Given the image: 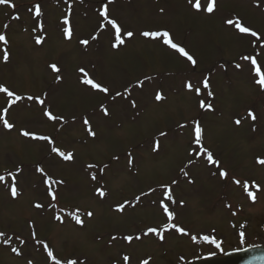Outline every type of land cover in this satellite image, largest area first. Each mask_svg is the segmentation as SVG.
Here are the masks:
<instances>
[{"label": "rangeland", "instance_id": "374dc122", "mask_svg": "<svg viewBox=\"0 0 264 264\" xmlns=\"http://www.w3.org/2000/svg\"><path fill=\"white\" fill-rule=\"evenodd\" d=\"M9 3L14 7L0 4V35L7 39L0 43V86L21 100L8 108L9 98L0 92V114L14 125L9 130L0 123V264H53L44 244L61 264H188L201 253L218 251L200 243L205 236L225 251L244 242H264V90L256 83L259 77L251 71L250 60L244 59L255 58L264 72V0H217L211 14L203 11L207 0H200V11L193 7L195 0ZM105 4L108 18L122 30L124 43L116 47L115 29L99 15ZM35 5L40 6L39 16ZM228 19L239 20L261 39L240 33ZM127 31L134 36L128 38ZM142 31L169 32L196 66L162 37H144ZM51 64L60 72L52 71ZM85 78L108 93L84 84ZM188 83L193 90L185 87ZM195 88L201 89L200 95ZM156 92L163 99L157 101ZM45 109L61 119L48 120ZM197 124L203 129L199 145ZM23 131L48 136L54 143L25 137ZM156 142L159 151L152 150ZM53 146L73 159L52 153ZM37 167L43 168V176ZM45 178L60 182L51 185L55 200L48 195ZM161 202L173 213L172 221ZM121 204L124 210L117 211ZM88 212L93 215L88 217ZM166 224L172 227L158 232L163 239L148 233ZM126 236L133 237L130 243ZM237 236L243 242L238 244Z\"/></svg>", "mask_w": 264, "mask_h": 264}, {"label": "snow or ice", "instance_id": "6c2138e0", "mask_svg": "<svg viewBox=\"0 0 264 264\" xmlns=\"http://www.w3.org/2000/svg\"><path fill=\"white\" fill-rule=\"evenodd\" d=\"M113 2H114V0H108V4H111ZM189 3H192V0H189ZM216 3H217V0H207L206 7L203 8V11H205V12H207L209 14L213 13L215 11V8H216ZM0 4H7L9 7H14L13 4L9 3V0H0ZM193 7L197 11H200L201 8H202L200 0H195V3L193 4ZM161 11H163V10H161ZM35 14H36V16L40 15V6L39 5H35ZM99 15L101 17L105 18L107 20V23L110 24L112 26V28H114L115 31H116V36H115L116 43L113 44V47H116L118 44H123L124 40L121 38V35H120L122 30H121V28L119 27V25L117 24V22L115 20H112V19L108 18V7H107V4L103 5L102 10L100 11ZM14 18L18 19L19 17H14ZM226 23L228 25H233L234 27H236L240 33L249 34L250 36L255 37L257 41H259L261 39V37L259 36V34L256 31H254V30H252V29H250L248 27L242 26V24L240 23L239 20L233 21L232 19H228V20H226ZM64 24L65 25L68 24V20L67 19L64 20ZM5 27H8V26L5 25ZM64 35H65L66 38H70L71 33H70L68 28H64ZM124 35H126L128 38H132L134 36V33L132 31H127L126 33H124ZM140 35H142L144 37H152V38H161L162 37L163 38L162 42L165 45H167L169 48H171V49L175 50L177 53H179L182 57H184L187 61H189L193 67L196 66L197 61L195 60V58L188 51H186V49L183 46L173 42L169 32H167V31H163V32L142 31L140 33ZM93 39H95V37H93ZM40 42H41L40 40L36 41L37 44H39ZM0 43H7V39H6L5 35H0ZM80 43L83 44V45H87L88 41L87 40H81ZM244 59L245 60H250L251 65H252L251 71L253 72L255 77H259V79L256 80V83L260 85L262 90H264V72L261 71V68L257 64L256 59L252 58V57H249V56H245ZM3 60H4V62H7V60H8V54L6 52L3 55ZM49 67L54 72H57V73L60 72V69L55 64H51V65H49ZM237 67L239 68L240 65H237ZM80 72L84 73V70L80 69ZM84 76L86 77L87 74L84 73ZM60 80H61V76L57 75L56 83H59ZM82 82L84 84L90 85L92 89L98 90V91L103 92L105 94H107L108 91H109L108 88L100 85L99 83L94 82L91 78H85V79L82 80ZM185 87L189 91L193 90V86H192L191 83L186 84ZM208 87H209V83L205 79L203 81V88L207 89ZM0 92L5 93L7 95V97L9 98L8 108H11L14 103H16L17 101L21 100V97L19 95H16L15 93H13L12 91L8 90L7 88H5L3 86H0ZM195 92H196L197 95H200L201 89L200 88H195ZM208 94L212 95V93H210V92ZM116 95H120V93H117ZM28 99L32 100L34 98L32 96H29ZM155 99L157 101L163 99L162 94L160 92H156L155 93ZM37 103H39L40 105L43 106L45 101L44 100H37ZM132 106L133 107L136 106L134 101H132ZM205 106L206 105L203 102H201L200 107L204 108ZM207 107L209 109H211L212 106L211 105H207ZM8 108L3 109L2 112L6 113L8 111ZM102 111H103V114L105 116L109 115V112L107 111L106 108L102 109ZM247 115L253 121L256 120V115L254 114L253 111L249 110ZM43 116L46 117L48 120H51V121H55L57 119H61V118H58V117L54 116L48 109H45L43 111ZM0 123L3 124L4 128L9 129V130H11L13 128V126H14L12 123H9L7 119H5L3 114H0ZM235 123L237 125H239L241 123V121L238 119V120L235 121ZM84 124L88 125L89 121L87 119H85L84 120ZM253 130H255V128H253ZM88 131H89V135L95 136V133L90 128L88 129ZM202 133H203V129L199 126V124H197V126L194 128L195 143L197 145H199L201 143ZM21 135H23L25 137H30L31 139H34V140L47 141L48 144H50V145L54 143V141L48 136H39V135H36V134H33V133H29L27 131L21 132ZM160 135L161 136H165L166 133L161 132ZM152 150L153 151H159V142H156L153 145ZM51 152L55 153L57 156L61 157L65 161H69V160L73 159V155L71 153H67L66 154V153L60 151L58 148H56L54 146L51 147ZM207 158H208L209 161H211L212 160V155L208 154ZM132 162L133 161H132L131 155L129 154V164H132ZM260 163L264 164V160H261ZM89 167H92V165H89ZM36 171L40 172L42 176L44 175L43 168L37 167ZM219 175H220L221 178H224L226 176V173L221 171L219 173ZM92 179L95 180V176H93ZM3 180H4V177L0 176V181H3ZM43 182H44L45 185L49 186L48 195L53 200H55L56 196H55V193L51 190V185L54 184V183H60V182L59 181H52L50 178H45ZM97 191L99 192V195L101 197H103L105 195V193L103 191H101L100 189H97ZM245 191L247 192L249 198H251L253 200L255 199L254 194L252 192L248 191L247 185H245ZM10 193H11V196L13 198H15L17 196V194H18L17 193V188H16V186H14V184H13V186L10 187ZM136 199L139 200L140 197L138 196V197H136ZM165 199H171V197L169 195H166ZM34 207L42 208L43 205L35 204ZM160 207L162 208L163 213L167 217L168 221H172L173 218H174L173 217V213L171 211H169V208L167 207V205L164 202H161L160 203ZM116 210L117 211H123L124 210V205L123 204L119 205ZM86 215L88 217H91L93 215V213L88 212V213H86ZM72 218L75 220L76 224H78V225H82L83 224V221L81 220L80 216L77 213H73L72 214ZM55 219L60 220L61 218L59 216H56ZM29 226L31 227V225H29ZM170 227H172L171 224H166L164 226V230L167 231V229L170 228ZM175 231L179 232V233H183V229H181L179 227H176ZM148 233H157V230L154 229V228H149L148 229ZM148 233H145V235H147ZM157 234L160 236V239H163L162 233H157ZM184 234H186V233H184ZM0 235H3V233H0ZM241 235H243V234H241ZM32 238L34 240L36 239V233L35 232L32 233ZM112 239H116V237H112ZM124 239L130 243L132 241L133 237L126 236V237H124ZM135 239H140V237L137 236V237H135ZM193 239H195V238H193ZM203 239L205 241H208L209 243L215 244V246L217 248L220 247V245L218 243H216L215 240H209V237H207V236L203 237ZM21 243H24V241H21ZM11 251L13 253H15L17 256H19L21 254L20 251L17 248H12ZM43 251L47 253V257L50 260H52L53 264H61V261L54 257L53 252L49 249V246L47 244L43 245ZM128 259L129 258L127 256L124 257V260L126 262L128 261ZM28 264H32V261L29 260ZM67 264H76V261L69 260L67 262ZM141 264H149V262L147 260H144V261L141 262Z\"/></svg>", "mask_w": 264, "mask_h": 264}, {"label": "water", "instance_id": "95a60500", "mask_svg": "<svg viewBox=\"0 0 264 264\" xmlns=\"http://www.w3.org/2000/svg\"><path fill=\"white\" fill-rule=\"evenodd\" d=\"M192 264H264V245H255L223 256H210Z\"/></svg>", "mask_w": 264, "mask_h": 264}, {"label": "trees", "instance_id": "16d2710c", "mask_svg": "<svg viewBox=\"0 0 264 264\" xmlns=\"http://www.w3.org/2000/svg\"><path fill=\"white\" fill-rule=\"evenodd\" d=\"M158 232H160V231H158ZM158 232H157V233H158Z\"/></svg>", "mask_w": 264, "mask_h": 264}]
</instances>
